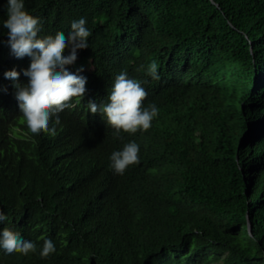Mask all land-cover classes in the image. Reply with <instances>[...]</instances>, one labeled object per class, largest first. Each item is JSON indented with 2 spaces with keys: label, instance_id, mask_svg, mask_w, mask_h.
I'll return each mask as SVG.
<instances>
[{
  "label": "trees",
  "instance_id": "obj_1",
  "mask_svg": "<svg viewBox=\"0 0 264 264\" xmlns=\"http://www.w3.org/2000/svg\"><path fill=\"white\" fill-rule=\"evenodd\" d=\"M213 1L25 0L41 38L67 40L81 17L92 30L69 66L84 69V100L49 122L55 135L27 130L4 72L24 85L30 60L0 26V232L57 248L0 264H264V0ZM121 70L147 81L159 115L115 138L87 103ZM133 140L141 161L117 175L108 158Z\"/></svg>",
  "mask_w": 264,
  "mask_h": 264
},
{
  "label": "clouds",
  "instance_id": "obj_2",
  "mask_svg": "<svg viewBox=\"0 0 264 264\" xmlns=\"http://www.w3.org/2000/svg\"><path fill=\"white\" fill-rule=\"evenodd\" d=\"M4 9L7 18L0 26L7 29L11 53L18 59L26 57L30 60L29 67L23 72L26 84L17 82L20 73L15 69L5 71L4 77L12 81L17 90L15 99L29 133L34 137L42 133L55 135V128H50L49 122L54 118V123L59 124L60 112L66 108L74 109L84 100L87 77L80 74L84 69L81 67L74 73L69 66L76 64L78 50L90 47L92 30L87 27V19L81 17L71 22L67 40L60 34L54 38H41V20L26 9L25 0H5ZM159 67L152 61L147 65V76L159 81ZM140 68L144 69V65ZM146 83L130 77L127 70H121L115 75L106 100L99 104L89 101L87 109L92 114H100L106 127L113 129L115 138H120L122 132L130 135L147 132L158 117L159 108L154 102L143 104L148 95L143 86ZM140 153L141 146L134 140L129 141L110 154L109 168L115 174L123 175L130 166L140 163ZM7 221L8 216L0 211V226ZM39 239L42 244L10 231L0 232V253L5 257L31 253L47 259L57 252L52 239L43 236Z\"/></svg>",
  "mask_w": 264,
  "mask_h": 264
},
{
  "label": "water",
  "instance_id": "obj_3",
  "mask_svg": "<svg viewBox=\"0 0 264 264\" xmlns=\"http://www.w3.org/2000/svg\"><path fill=\"white\" fill-rule=\"evenodd\" d=\"M212 4H215L213 0H210ZM216 5V4H215ZM247 229H248V232L250 233V229H251V224L249 222V218L247 217Z\"/></svg>",
  "mask_w": 264,
  "mask_h": 264
}]
</instances>
